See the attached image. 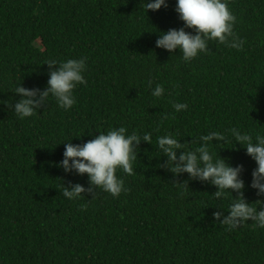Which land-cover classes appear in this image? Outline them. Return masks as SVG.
<instances>
[{
    "label": "trees",
    "instance_id": "16d2710c",
    "mask_svg": "<svg viewBox=\"0 0 264 264\" xmlns=\"http://www.w3.org/2000/svg\"><path fill=\"white\" fill-rule=\"evenodd\" d=\"M229 7L244 46L213 41L185 63L179 49L156 47L160 32L184 26L176 0L147 13L144 0H0V100L14 105L19 84L39 98L50 78L46 62L87 57V86L74 90L70 110L50 96L20 119L0 104V264H264V229L248 221L228 232L213 216L227 215L230 193L217 200L209 181L159 167L167 157L157 137L166 133L187 149L211 131L264 133V0ZM158 83L166 90L160 98L151 95ZM175 103L189 107L176 112ZM120 126L152 134V144L139 145L134 174L117 169L128 191L63 198V184L87 189L90 181L58 166L62 142ZM212 150L243 165L245 199L264 202L250 187L256 163L246 149L230 139Z\"/></svg>",
    "mask_w": 264,
    "mask_h": 264
},
{
    "label": "clouds",
    "instance_id": "9594fccd",
    "mask_svg": "<svg viewBox=\"0 0 264 264\" xmlns=\"http://www.w3.org/2000/svg\"><path fill=\"white\" fill-rule=\"evenodd\" d=\"M161 7H167V0H144L146 13L148 10L158 11ZM175 11L184 26L160 32L156 47L170 53L179 49L185 63L191 62L201 53H208L209 43L213 41L237 50L244 46L245 41L235 31L237 17L229 7V0H176ZM261 44L264 45V39ZM45 64L49 66L50 78L46 89L39 92V98L38 89H27L19 84L14 93L21 98L14 105L9 100H0V104L7 105L20 119L34 116L50 96L55 98L59 107L70 110L76 103L74 90L78 85L87 86V57L62 61L52 59ZM151 85L150 80L149 87ZM165 91L163 84L158 83L152 88L151 95L160 98L165 95ZM173 107L176 112H181L189 106L187 103H175ZM228 133L211 131L200 135L198 146L194 149L185 148L174 133L158 136L157 147L162 156L167 157L166 165L161 163L159 167L166 166L168 171L177 176L187 173L193 180L209 181L217 189L213 193L217 200L230 193L233 199L227 207V215L224 211L213 213L215 220L220 222L225 231L231 232L248 221H252L254 228L264 229V202L257 200L250 204L243 195V165L233 166L220 156L217 158L212 150L214 144L227 143L230 139L245 148L246 154L256 163V168L251 173L250 187L256 190L257 196H264V133L244 132L236 127L229 129ZM71 140L62 142L65 151L58 166L66 173L75 171L81 176L87 174L90 181L87 189L79 183L70 186L63 184L62 197L76 201L85 192L92 194L91 199H94L98 189L113 197L126 193L128 189L124 180L117 176V169L133 175L139 145L141 141L152 144V134L145 132L141 136L135 131L129 133L125 126H120L100 132L84 143L73 144ZM233 193L238 195L234 196ZM86 209L87 204H82L81 210Z\"/></svg>",
    "mask_w": 264,
    "mask_h": 264
}]
</instances>
